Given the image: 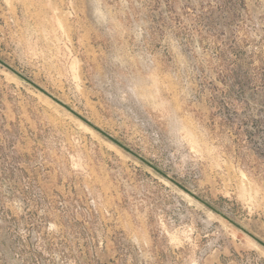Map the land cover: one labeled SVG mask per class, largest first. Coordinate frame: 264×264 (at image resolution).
I'll use <instances>...</instances> for the list:
<instances>
[{"label":"rangeland","instance_id":"1","mask_svg":"<svg viewBox=\"0 0 264 264\" xmlns=\"http://www.w3.org/2000/svg\"><path fill=\"white\" fill-rule=\"evenodd\" d=\"M0 264H264V0H0Z\"/></svg>","mask_w":264,"mask_h":264}]
</instances>
